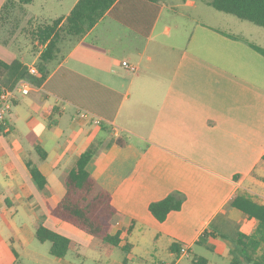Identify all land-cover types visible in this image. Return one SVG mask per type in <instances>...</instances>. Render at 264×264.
<instances>
[{
	"label": "crops",
	"instance_id": "1",
	"mask_svg": "<svg viewBox=\"0 0 264 264\" xmlns=\"http://www.w3.org/2000/svg\"><path fill=\"white\" fill-rule=\"evenodd\" d=\"M49 1L50 13L46 2L36 7L37 0L15 6L12 23L1 30L0 59L21 63L4 78V86L27 79L22 71L38 67L45 45L33 42L29 27L68 15L78 2ZM146 1L159 6L147 36L106 14L82 38L68 37L48 64L47 80L66 68L120 93L113 120L48 89L47 80L32 83L28 94H18L0 128V205L34 221L35 231L42 215L48 227L66 236L61 229L74 232L66 225L70 223L52 220L51 209L65 194L60 174L98 143L87 169L123 215L116 224L124 236L117 248L123 250L126 242L132 246L128 254L123 251L122 260L113 256V246L106 247L101 251L108 257L105 264H125L126 255L128 264H184L192 255L195 264L200 256L207 264H230L231 239L256 227L243 211L229 206L231 197L245 192L264 203V55L252 46L264 48V27L218 10L210 0ZM5 2L0 0V9ZM108 19L121 26L124 55L121 65L116 63L121 72L107 57L100 58L97 70L91 63L98 47L86 41ZM123 61L138 69L129 70ZM114 136L126 145L111 144ZM38 146L47 153L44 158ZM29 163L46 175L45 189L32 178ZM170 194L183 198L182 207L159 221L150 204ZM21 229L33 236L28 224ZM73 241L65 257L54 256L50 248L4 246L0 264L102 261L93 254L97 251L82 243L73 247ZM161 241L167 243L171 260L150 263L148 256ZM175 241L184 243L180 256L171 250Z\"/></svg>",
	"mask_w": 264,
	"mask_h": 264
},
{
	"label": "trees",
	"instance_id": "2",
	"mask_svg": "<svg viewBox=\"0 0 264 264\" xmlns=\"http://www.w3.org/2000/svg\"><path fill=\"white\" fill-rule=\"evenodd\" d=\"M33 2L34 0H6L0 9V32L12 22L15 6L24 7ZM210 4L218 10L264 27V0H210ZM143 5H148V8L144 9ZM158 12L159 6L150 4L146 0H78L68 15L51 22H44L34 28L29 27L27 33L30 34L33 42L38 41L40 45H45V49L39 57L38 74L30 75L24 69L22 76L35 85L44 83L50 74L48 64L58 57L61 44L68 37L77 40L82 38L106 14L147 36ZM149 13H152L151 17ZM32 24L30 22L29 25ZM252 46L264 55L263 47L256 44ZM19 68H21V63L18 60L8 64L0 59V90L5 87L3 80L10 71ZM46 87L109 120L114 119L122 99L120 93L66 68L59 69L52 78L48 79ZM115 143L125 146L127 142L122 137L114 136L111 144ZM37 150L41 157L46 156L47 153L41 146H38ZM98 150V143L91 144L80 153L70 169L60 174L65 194L51 209V213L100 239L104 244L119 247L124 236L123 231L116 228V224L121 221L123 215L113 204L111 193L98 189L96 179L87 169L89 161ZM28 166L36 184L40 189H45L48 183L46 175L36 165L29 163ZM182 204V197L178 194H170L164 199L152 202L149 208L159 221H164L172 210L181 209ZM228 204L240 209L247 215V218L256 222V227L252 232L240 231L237 238L231 239L230 264H264V203L257 201L249 193L239 192L231 197ZM131 227L132 224L129 226V231ZM35 235L41 242L49 241L51 243L50 252L57 257H65L74 244L70 237L44 224L42 215H39ZM131 248L128 242L122 246L126 254ZM183 248L184 243L182 242L175 241L171 245V250L176 256H180ZM196 262L207 264L208 259L200 256ZM124 263L128 264L127 255Z\"/></svg>",
	"mask_w": 264,
	"mask_h": 264
},
{
	"label": "rangeland",
	"instance_id": "3",
	"mask_svg": "<svg viewBox=\"0 0 264 264\" xmlns=\"http://www.w3.org/2000/svg\"><path fill=\"white\" fill-rule=\"evenodd\" d=\"M57 1V0H56ZM41 2H46L48 5V10L46 13H50V5L49 0H37L36 7ZM56 3V2H54ZM12 22L9 23V25ZM108 25H112L111 27H107ZM109 28V29H107ZM87 43H94L98 49L94 50V55H92V60L94 62H91L92 65H94V70H97V66L100 65L99 60L101 57H107L110 66L115 69H117L118 72H121V66H118L116 63H120L121 65V59L123 58L124 52L121 50V26L119 23H117L114 20H105L102 25L97 28L94 34H92L89 39L86 41ZM98 52V53H97ZM102 52L103 55L100 53ZM95 55H97V60H95ZM111 75V74H109ZM258 197V196H257ZM53 221H57L58 223H61V220H59L56 217H52ZM25 224H28L29 229L33 232V236L27 235L22 229L21 226H24ZM52 226L54 225L53 222H50ZM69 227L73 228L75 231H66L65 229H61L63 233H66L68 237L75 240V245L73 247H77L78 243H82L85 248L94 249L97 252H94L93 254L95 257L102 259L101 262L98 264H105V261L108 259L107 254L105 252L101 251H107L106 247L109 245L104 244L100 239L90 236L83 232L82 230L74 227L71 224ZM27 231V230H26ZM28 232V231H27ZM26 234L27 238H24V235ZM91 239V241H90ZM13 246L16 249H36V250H49L51 243L49 241L41 242L35 237V225L34 221H31L29 218H24L23 215L20 213H16L14 215V209H10L5 204L1 203L0 205V249L4 246ZM155 246H159L158 249L154 252L155 254L149 255L148 259L150 260V263H152L154 260H171L170 254L167 251V243L165 241H161ZM185 248V246H184ZM197 250V249H196ZM199 252V250H197ZM112 254L115 257H118L119 259H123L125 256V253L123 250L117 247L112 248ZM206 256L211 255L210 253H203ZM194 256L192 255L191 259L185 260L184 264H195L194 263ZM20 264H23L22 261ZM86 264H96L91 263L90 259L86 262ZM136 264V263H135Z\"/></svg>",
	"mask_w": 264,
	"mask_h": 264
},
{
	"label": "built area",
	"instance_id": "4",
	"mask_svg": "<svg viewBox=\"0 0 264 264\" xmlns=\"http://www.w3.org/2000/svg\"><path fill=\"white\" fill-rule=\"evenodd\" d=\"M123 65L131 71H136L138 67L129 63L128 61H123ZM31 74L37 75L38 68L36 66H31L29 68ZM32 88V83L27 79H21L17 81L11 87H3L0 90V128L6 123L7 116L13 109L14 103L18 94H28ZM85 116V115H84ZM115 135L118 134V128H114Z\"/></svg>",
	"mask_w": 264,
	"mask_h": 264
}]
</instances>
